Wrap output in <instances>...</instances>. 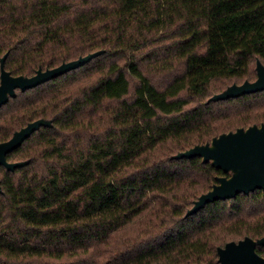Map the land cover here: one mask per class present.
Returning <instances> with one entry per match:
<instances>
[{
	"label": "trees",
	"instance_id": "16d2710c",
	"mask_svg": "<svg viewBox=\"0 0 264 264\" xmlns=\"http://www.w3.org/2000/svg\"><path fill=\"white\" fill-rule=\"evenodd\" d=\"M100 50L0 108V142L50 121L0 165V264H220L264 237V189L187 214L232 172L176 156L264 122V90L212 99L257 79L264 0H0L13 76Z\"/></svg>",
	"mask_w": 264,
	"mask_h": 264
},
{
	"label": "water",
	"instance_id": "95a60500",
	"mask_svg": "<svg viewBox=\"0 0 264 264\" xmlns=\"http://www.w3.org/2000/svg\"><path fill=\"white\" fill-rule=\"evenodd\" d=\"M102 51H96L77 59L63 62L60 65L38 69L32 76H13L5 68L7 53L1 58L0 76V108L17 90L25 91L46 81L52 80L67 71L83 66ZM264 90V64L257 61V79L246 80L242 84H232L224 91L213 95L212 99H227L244 94ZM41 125H50V121L37 119L17 132L7 141L0 143V164L12 170L25 164V161L10 162L6 156L19 148ZM177 157H202L225 172L231 171L230 176H219L213 187L201 194L187 214L197 212L208 202L217 199H228L241 192L249 193L257 188L264 189V122L261 125H251L238 128L235 131L222 133L206 144H197L176 155ZM1 189V187H0ZM257 245H264V237L254 239L246 236L238 241L232 240L218 247L220 264H264V256L257 251Z\"/></svg>",
	"mask_w": 264,
	"mask_h": 264
},
{
	"label": "flooded vegetation",
	"instance_id": "af4514ba",
	"mask_svg": "<svg viewBox=\"0 0 264 264\" xmlns=\"http://www.w3.org/2000/svg\"><path fill=\"white\" fill-rule=\"evenodd\" d=\"M8 140H9V139H8ZM6 141H7V140H6ZM3 142H4V141H3ZM0 143H1V142H0ZM12 152H13V151H12ZM12 152H10V153H12ZM10 153H8L7 156H6L7 160L10 161V162H15V161H12V160H9V159H8V155H9ZM0 165H2V164H0ZM2 166H4V165H2ZM4 167H6V166H4ZM6 168H7V167H6ZM7 169H8V168H7Z\"/></svg>",
	"mask_w": 264,
	"mask_h": 264
}]
</instances>
